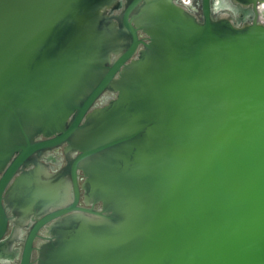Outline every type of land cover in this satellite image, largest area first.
<instances>
[{"label": "water", "instance_id": "water-1", "mask_svg": "<svg viewBox=\"0 0 264 264\" xmlns=\"http://www.w3.org/2000/svg\"><path fill=\"white\" fill-rule=\"evenodd\" d=\"M211 1L0 0V201L39 217L19 264L42 228L35 264H264V24Z\"/></svg>", "mask_w": 264, "mask_h": 264}, {"label": "flooded vegetation", "instance_id": "flooded-vegetation-1", "mask_svg": "<svg viewBox=\"0 0 264 264\" xmlns=\"http://www.w3.org/2000/svg\"><path fill=\"white\" fill-rule=\"evenodd\" d=\"M182 3L186 4L188 8L201 19L202 10L200 0H182ZM211 10L215 16L221 13H229L233 18H235V13L238 12L236 11L237 9L234 10L227 5L225 0H212ZM257 10L258 20L264 24V0H258ZM251 19L252 12H249L243 15L240 20L250 22ZM139 35L141 38H144L143 34L140 33ZM113 97H115V94L105 92L98 102V106L106 104ZM66 157L67 156L62 146L44 152L39 161L47 167L50 173H56L66 166ZM33 168L34 166L32 165L30 169ZM81 180L82 178L80 177V182ZM9 187L10 184L3 191L0 201L8 217L5 233L0 238V264H19L26 236L39 217L35 214L22 215L18 209H14L8 200ZM43 232L44 229H40L33 240L31 264H35L36 248L42 241Z\"/></svg>", "mask_w": 264, "mask_h": 264}]
</instances>
